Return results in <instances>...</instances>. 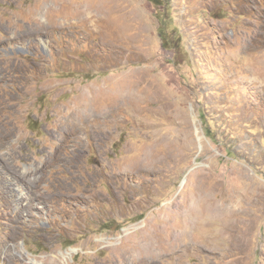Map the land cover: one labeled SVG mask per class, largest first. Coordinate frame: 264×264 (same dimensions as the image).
Returning <instances> with one entry per match:
<instances>
[{
	"label": "rangeland",
	"instance_id": "1",
	"mask_svg": "<svg viewBox=\"0 0 264 264\" xmlns=\"http://www.w3.org/2000/svg\"><path fill=\"white\" fill-rule=\"evenodd\" d=\"M162 3L0 0V264H264V0Z\"/></svg>",
	"mask_w": 264,
	"mask_h": 264
},
{
	"label": "bare ground",
	"instance_id": "2",
	"mask_svg": "<svg viewBox=\"0 0 264 264\" xmlns=\"http://www.w3.org/2000/svg\"><path fill=\"white\" fill-rule=\"evenodd\" d=\"M115 87H116V85H115ZM122 87H124V86H122ZM116 89L117 90H121V87L117 86ZM109 104L110 105L105 106V107H107V111H108L107 114H106L107 116L111 112L116 111V106H114L113 103H109ZM112 105L114 106L113 108H112ZM109 108H111V109H109ZM159 139L155 143L156 147L159 144H161ZM162 141H165V140H162ZM172 143H174V142H172ZM159 146H158V148H159ZM165 146H167V147L164 148L163 154H161L160 158H158L159 156L156 157L155 154H153L150 151L149 152L148 151L147 152H142L140 154L138 160H137L136 169L137 168H139V169L140 168H145V169L149 170L150 168L155 167V166H153L152 163H156V162H158V164L161 163L163 161L164 157L168 155L167 153H168V149L170 147V144H169V147H168V145H165ZM171 146H172V144H171ZM191 187H192V189L187 191V192H185V194L183 195V198H182V201H181V205L178 208V212H180V213H177V214L182 218L183 222H182L181 226L179 228H177V229H174L171 226L172 229H170V231H169L170 243L172 245H174V243L179 240L178 239L179 237H181L184 233L187 232L186 228L187 229L188 228H192V231H194L195 230L194 228L196 227V224L201 220V218L206 216V213H208V210L210 212L209 213L210 216H213V214L215 213L213 217H222V216L226 215L225 214V210L222 209L219 205L215 204L216 203L215 202L216 198H214V196H213V198L210 196L213 193V191H212L211 187H206L205 186L204 181H203V177L200 174L197 176V182L194 185H192ZM212 201L214 203H212ZM208 203H209V207L207 206ZM199 204H201L199 207L203 208L204 210H202V212H199V214H198L197 213V210H198L197 207H198ZM204 212H205V216H202V214ZM218 214H219V216H218ZM212 220H215L216 222H218L217 219H212ZM219 220H220V218H219ZM194 224H195V226H194ZM169 228H170V226H169ZM139 263L140 264H144V262H142V261H140Z\"/></svg>",
	"mask_w": 264,
	"mask_h": 264
},
{
	"label": "trees",
	"instance_id": "3",
	"mask_svg": "<svg viewBox=\"0 0 264 264\" xmlns=\"http://www.w3.org/2000/svg\"><path fill=\"white\" fill-rule=\"evenodd\" d=\"M153 6L155 7H159L160 5H162V0H148ZM166 8V7H165ZM168 10V8H167ZM166 31H167V27L163 25L159 26V33H160V37L163 39H166Z\"/></svg>",
	"mask_w": 264,
	"mask_h": 264
}]
</instances>
